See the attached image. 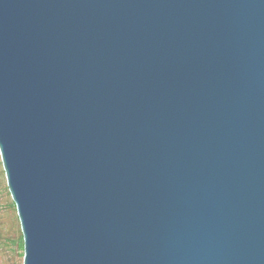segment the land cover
Returning <instances> with one entry per match:
<instances>
[{
  "label": "water",
  "instance_id": "obj_1",
  "mask_svg": "<svg viewBox=\"0 0 264 264\" xmlns=\"http://www.w3.org/2000/svg\"><path fill=\"white\" fill-rule=\"evenodd\" d=\"M0 161L22 264H264V0H0Z\"/></svg>",
  "mask_w": 264,
  "mask_h": 264
},
{
  "label": "trees",
  "instance_id": "obj_2",
  "mask_svg": "<svg viewBox=\"0 0 264 264\" xmlns=\"http://www.w3.org/2000/svg\"><path fill=\"white\" fill-rule=\"evenodd\" d=\"M3 187L6 190L7 197L5 198L6 200L3 204V195L2 193H0V195H2V202H0V216L2 218V223H6L7 232L11 234L10 237L7 236L6 244H8V249L14 253H18V251H21L20 257H23V239L19 226V220L16 213V208L14 202L9 197L10 194L7 192V186L3 185ZM3 208H5V211H3Z\"/></svg>",
  "mask_w": 264,
  "mask_h": 264
},
{
  "label": "rangeland",
  "instance_id": "obj_3",
  "mask_svg": "<svg viewBox=\"0 0 264 264\" xmlns=\"http://www.w3.org/2000/svg\"><path fill=\"white\" fill-rule=\"evenodd\" d=\"M3 185H6L5 176L3 172V168L0 161V193L3 195V204L7 197L6 190L4 189ZM7 186V185H6ZM9 193V191H7ZM2 195H0V202L2 199ZM10 197V195H9ZM11 199V197H10ZM3 211H5V208H3ZM1 214V210H0ZM10 233L7 232L6 223H2V218L0 216V264H19L22 263V257H20L21 251H18V253H14L11 250L8 249L6 244V238L7 236L10 237ZM19 254V256H18Z\"/></svg>",
  "mask_w": 264,
  "mask_h": 264
}]
</instances>
